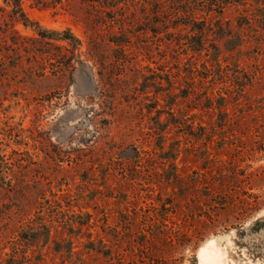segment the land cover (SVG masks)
Wrapping results in <instances>:
<instances>
[{
	"label": "rangeland",
	"instance_id": "obj_1",
	"mask_svg": "<svg viewBox=\"0 0 264 264\" xmlns=\"http://www.w3.org/2000/svg\"><path fill=\"white\" fill-rule=\"evenodd\" d=\"M21 1L28 52L0 30V264H204L212 239L221 264H264V0H224L206 38L172 4Z\"/></svg>",
	"mask_w": 264,
	"mask_h": 264
},
{
	"label": "trees",
	"instance_id": "obj_2",
	"mask_svg": "<svg viewBox=\"0 0 264 264\" xmlns=\"http://www.w3.org/2000/svg\"><path fill=\"white\" fill-rule=\"evenodd\" d=\"M31 1H32V4L35 6L52 7V8L56 7L57 4H60L62 2V0H31ZM202 1L203 3L199 4ZM148 2H150L151 4L150 10H152L153 8L152 12H156V13H159L162 11L161 9L163 8L164 4L165 6L167 5V7L168 5L170 7L171 4L174 5L175 13H177L179 16L176 17V19L178 20H176V22L173 25L176 27L180 24L183 26H189L192 28V30H201V32H204L203 37L205 38L206 36H208L207 35L208 32H213V29H214L213 24L216 27H218L219 31L221 30L219 23L210 22L211 12L217 11L220 14L221 11H218V10L219 9L223 10L224 6L230 4L229 1L227 3V1H224V0H221L219 3L213 2L211 0H194V1L193 0H151ZM235 2H238V1H235ZM4 3H5V6H0V17L4 15H8L9 19L8 21H3L2 24L0 23V30H2V33L4 34L5 43H11L13 45L18 46L20 49H23L24 52H28L26 49V46L24 45V42L30 41L32 37L31 38L22 37V39L24 40V42L22 43H19L17 39L15 38L16 36L15 34L17 33L15 32V27L17 24L21 23L25 27H27L29 23H31L29 17L26 15V13L24 12L22 8V1L21 0H4ZM146 4H147V1H145V4L143 5V8H142L143 13H146L147 11ZM199 12L204 13L203 20L201 21H199L200 18L198 17ZM182 14H184V17L182 16ZM206 25L208 27L211 25V28H208V27L206 28ZM8 32L14 33V36H11ZM38 34L41 38L45 37L41 33H38ZM218 36H221V35H218ZM36 39H39V38H36ZM66 39L68 38L66 37L60 40H66ZM198 44H199V48L200 47L202 48V46L204 47V42L198 41ZM194 50L197 51L200 49H194ZM20 58H21V55L17 58V60H20ZM28 58L29 57H27L26 59L28 60ZM50 59H55L57 62H59L61 64V68L65 67L64 62L60 61L58 58L50 57L49 60ZM1 61L2 59L0 58V62ZM41 66H42L41 69H45L44 67L45 65H41Z\"/></svg>",
	"mask_w": 264,
	"mask_h": 264
},
{
	"label": "bare ground",
	"instance_id": "obj_3",
	"mask_svg": "<svg viewBox=\"0 0 264 264\" xmlns=\"http://www.w3.org/2000/svg\"><path fill=\"white\" fill-rule=\"evenodd\" d=\"M200 253L204 264H221V253L215 248V240H210Z\"/></svg>",
	"mask_w": 264,
	"mask_h": 264
}]
</instances>
